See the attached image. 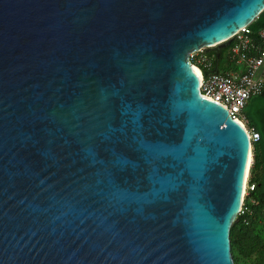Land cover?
Instances as JSON below:
<instances>
[{
    "label": "water",
    "instance_id": "95a60500",
    "mask_svg": "<svg viewBox=\"0 0 264 264\" xmlns=\"http://www.w3.org/2000/svg\"><path fill=\"white\" fill-rule=\"evenodd\" d=\"M263 10L0 0V264H235L251 142L189 54Z\"/></svg>",
    "mask_w": 264,
    "mask_h": 264
},
{
    "label": "built area",
    "instance_id": "2783aa9c",
    "mask_svg": "<svg viewBox=\"0 0 264 264\" xmlns=\"http://www.w3.org/2000/svg\"><path fill=\"white\" fill-rule=\"evenodd\" d=\"M213 47H202L189 54L200 74V93L222 104L232 118L243 123L250 142L256 141L258 133L246 126V118L241 114L249 99L260 94L264 87V26L257 30L255 37L246 25L229 38L225 59L232 64L230 68L212 71L218 62L214 51L210 52ZM247 178L245 195L253 189ZM243 210L241 207L239 213Z\"/></svg>",
    "mask_w": 264,
    "mask_h": 264
},
{
    "label": "trees",
    "instance_id": "16d2710c",
    "mask_svg": "<svg viewBox=\"0 0 264 264\" xmlns=\"http://www.w3.org/2000/svg\"><path fill=\"white\" fill-rule=\"evenodd\" d=\"M248 26L255 37L257 30L264 26V10ZM215 50L216 47L210 48L211 53L214 51L215 54ZM225 51L226 48L219 50L217 68ZM246 126L252 127L259 136L256 141L251 142L247 182L253 184V189L244 195V210L237 214L230 226V252L235 264H264V87L256 95Z\"/></svg>",
    "mask_w": 264,
    "mask_h": 264
},
{
    "label": "rangeland",
    "instance_id": "374dc122",
    "mask_svg": "<svg viewBox=\"0 0 264 264\" xmlns=\"http://www.w3.org/2000/svg\"><path fill=\"white\" fill-rule=\"evenodd\" d=\"M215 47L217 48V45L214 46V48ZM225 48H226V51H227L228 47H225ZM226 51L223 52V56L221 57V60L219 62V66H218L219 70L232 67L231 63H227L226 62V59H225ZM255 100H256V96L252 97V99L250 100L249 104L247 106H245V108L243 109L241 116H244L247 119V116H249L251 114V112H252V106H253ZM247 177H248V174H247ZM243 195H245V192L243 193Z\"/></svg>",
    "mask_w": 264,
    "mask_h": 264
},
{
    "label": "bare ground",
    "instance_id": "6f19581e",
    "mask_svg": "<svg viewBox=\"0 0 264 264\" xmlns=\"http://www.w3.org/2000/svg\"><path fill=\"white\" fill-rule=\"evenodd\" d=\"M194 69L196 70L197 75H198V78H199V76H200L199 71H198L196 68H194ZM240 123L243 125L242 122H240ZM243 126H244V125H243ZM244 128H245V127H244ZM247 174H248V171L246 170V172H245V178H246Z\"/></svg>",
    "mask_w": 264,
    "mask_h": 264
}]
</instances>
